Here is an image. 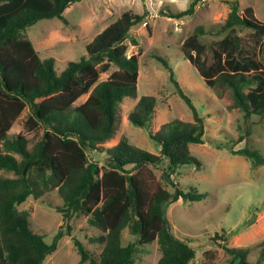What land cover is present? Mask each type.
Masks as SVG:
<instances>
[{
    "label": "trees",
    "instance_id": "trees-1",
    "mask_svg": "<svg viewBox=\"0 0 264 264\" xmlns=\"http://www.w3.org/2000/svg\"><path fill=\"white\" fill-rule=\"evenodd\" d=\"M80 1L0 0V170L13 174L0 177V264H43L56 251L65 233L60 230L52 243H46L31 229L29 214L18 209L29 197L38 199L55 189L63 200V206L55 209L65 222L83 215L100 232L93 238L102 246L97 262L74 240L78 264H135L139 250L154 241L161 251L157 264H189L196 257L195 250L173 234L163 205L199 202L207 196L195 189L184 192L171 178L178 167H201L190 146L204 143V119L166 59L157 57L168 71L175 93L190 109L192 121L175 119L149 134L160 145L159 154L139 149L122 136L114 147L104 150V165L90 161L87 151H96L116 133L123 100L136 97L140 55L128 56L125 42L131 29L143 24L144 16L122 13L85 45V57L69 62L58 74L54 60L40 58L26 31L44 19L59 18L68 25L63 14ZM203 1L208 0H191L187 9L169 17L193 16ZM227 4L229 13L220 28L216 32L197 28L184 40L182 52L208 87L231 91V108L239 109L246 120L263 117L264 22L257 19L252 7L242 8L238 1ZM207 34L223 37L203 44L200 38ZM131 42L138 44L135 38ZM85 95L87 99L73 108ZM155 106L154 96L141 97L129 113L130 123L148 127ZM26 109V130H42L31 149L24 135L10 136ZM231 154L264 166V157L256 150L232 149ZM166 162L162 177L173 191L162 185L153 170ZM125 229L135 240L122 245ZM213 239L218 243L222 237ZM223 250L233 257L232 262L239 258L238 264H250L248 249L223 246ZM263 262L264 249L254 264Z\"/></svg>",
    "mask_w": 264,
    "mask_h": 264
},
{
    "label": "rangeland",
    "instance_id": "rangeland-1",
    "mask_svg": "<svg viewBox=\"0 0 264 264\" xmlns=\"http://www.w3.org/2000/svg\"><path fill=\"white\" fill-rule=\"evenodd\" d=\"M232 1H238L242 8L252 7L257 19L264 22V0L203 1L196 6L193 16L178 20L170 18L169 14L187 9L191 0H82L64 12L68 25L59 18L44 19L26 31L40 58L53 59L54 69L60 74L69 62L85 57V43L122 13L130 11L144 16L143 24L131 29L125 42L128 56L140 55L136 97H126L121 103L113 138L96 151L88 150L87 156L90 161L104 165L107 155L104 150L114 147L122 136L139 149L159 154L160 145L149 134H155L164 124L175 119L192 121L190 109L175 93L168 71L157 59L165 58L175 79L205 122L204 143L190 146L201 167H178L171 178L184 192L195 189L207 194L206 198L199 202L163 205L173 234L195 250L196 257L189 264L231 263L233 257L225 253L223 246L248 249L247 262L254 264L264 249V166H254L244 155L231 154L232 149L247 148L264 157V116H252L246 120L239 109L231 108V91L208 87L182 52L184 40L197 28L202 27L206 32H216L220 28L229 13L227 3ZM222 37L207 34L200 41L208 44ZM131 38H135L138 44L134 46ZM109 73L102 74L100 81ZM143 96L156 98L153 119L145 128L134 126L128 118ZM87 97L79 98L73 108ZM27 116L26 109L13 124L10 136L24 135L31 149L40 139L42 130L28 132L25 127ZM166 166L167 162L153 170L162 185L173 191L162 177ZM0 177H13V174L0 170ZM62 206L63 200L55 189L38 199L29 197L18 207L29 214L31 229L42 235L46 243H52L60 230L65 233L59 239L56 251L48 255L43 264H78L80 255L74 246L75 239L97 262L102 246L93 238L100 232L90 226L88 218L83 215L65 222L55 209ZM69 227L70 235L67 234ZM216 235L222 237L221 241L217 239L218 243L213 239ZM134 240L127 229L123 230L122 245ZM160 257L158 242L154 241L139 250L135 264H157ZM239 260L237 258L232 263L238 264Z\"/></svg>",
    "mask_w": 264,
    "mask_h": 264
},
{
    "label": "crops",
    "instance_id": "crops-1",
    "mask_svg": "<svg viewBox=\"0 0 264 264\" xmlns=\"http://www.w3.org/2000/svg\"><path fill=\"white\" fill-rule=\"evenodd\" d=\"M110 24H111V23H110ZM108 25H109V24H108ZM108 25H107V26H108ZM107 26H106V27H107ZM106 27H104L103 29H105ZM103 29H102V30H103ZM102 30H101V31H102ZM101 31H99V33H100ZM99 33H98V34H99ZM98 34H97V35H98ZM97 35H96V36H97ZM93 39H94V38H93ZM93 39H91L90 41L86 42L85 45H86L87 43L91 42Z\"/></svg>",
    "mask_w": 264,
    "mask_h": 264
}]
</instances>
